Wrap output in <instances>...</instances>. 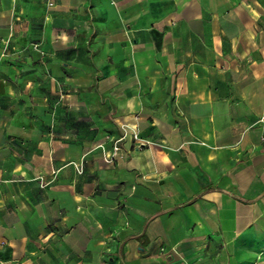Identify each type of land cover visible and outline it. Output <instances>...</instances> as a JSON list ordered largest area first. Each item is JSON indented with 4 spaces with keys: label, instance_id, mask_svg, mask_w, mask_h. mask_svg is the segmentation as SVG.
Instances as JSON below:
<instances>
[{
    "label": "crops",
    "instance_id": "1",
    "mask_svg": "<svg viewBox=\"0 0 264 264\" xmlns=\"http://www.w3.org/2000/svg\"><path fill=\"white\" fill-rule=\"evenodd\" d=\"M262 116L264 0H0V261L264 264Z\"/></svg>",
    "mask_w": 264,
    "mask_h": 264
},
{
    "label": "built area",
    "instance_id": "2",
    "mask_svg": "<svg viewBox=\"0 0 264 264\" xmlns=\"http://www.w3.org/2000/svg\"><path fill=\"white\" fill-rule=\"evenodd\" d=\"M48 5H49V6H52V5H53V2H52V1H49V2H48ZM260 120L264 122V116H262ZM132 137H133V139L136 140V142H137L136 145H135V147H136L137 149H141V148H143L144 146H146V145H148V144L150 143L148 140H146V139H142V138L138 137L136 133H134V134L132 135ZM119 140H120V139H119ZM119 140H115V141H114V144H113V146H112V155H114L115 152H116V150L118 149V141H119ZM107 159L110 160V159H111V155H108V156L106 157V160H107ZM42 182H43V181H42ZM41 184H42V186L45 185L44 182L41 183Z\"/></svg>",
    "mask_w": 264,
    "mask_h": 264
},
{
    "label": "rangeland",
    "instance_id": "3",
    "mask_svg": "<svg viewBox=\"0 0 264 264\" xmlns=\"http://www.w3.org/2000/svg\"><path fill=\"white\" fill-rule=\"evenodd\" d=\"M234 15V14H233ZM17 178H19V179H23L24 178V176H20V175H18V177ZM16 205H18L19 207L20 206H22V203H20L19 201H16V200H14V198L12 199V200H7V202H6V207L7 206H9V207H11V206H15L16 207ZM0 237L2 238V239H4V240H8V234L7 233H0ZM7 252V251H6ZM6 252H4L3 254L4 255H6ZM6 258H7V256H6ZM0 264H6L5 262H1L0 261ZM10 264H12V263H10Z\"/></svg>",
    "mask_w": 264,
    "mask_h": 264
}]
</instances>
